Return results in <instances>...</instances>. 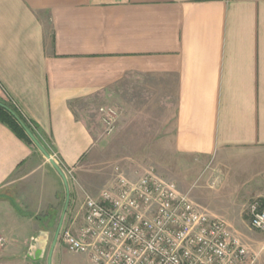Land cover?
<instances>
[{"label":"crops","instance_id":"1","mask_svg":"<svg viewBox=\"0 0 264 264\" xmlns=\"http://www.w3.org/2000/svg\"><path fill=\"white\" fill-rule=\"evenodd\" d=\"M0 99L36 127L72 197L69 169L105 183L92 196L115 176L100 166V108L113 107L147 149L256 167L246 186L264 202V0H0ZM62 182L0 121V264H42L28 256L41 230L83 224Z\"/></svg>","mask_w":264,"mask_h":264},{"label":"built area","instance_id":"2","mask_svg":"<svg viewBox=\"0 0 264 264\" xmlns=\"http://www.w3.org/2000/svg\"><path fill=\"white\" fill-rule=\"evenodd\" d=\"M100 113L105 131L113 132L117 111L101 107ZM114 171L98 195L86 196L83 224L62 228L60 242L70 251L92 264L256 263L257 253L227 220L208 214L154 166L136 170L134 178L119 164ZM248 212L251 228L264 232V202L253 200ZM5 243L0 236V246Z\"/></svg>","mask_w":264,"mask_h":264},{"label":"rangeland","instance_id":"3","mask_svg":"<svg viewBox=\"0 0 264 264\" xmlns=\"http://www.w3.org/2000/svg\"><path fill=\"white\" fill-rule=\"evenodd\" d=\"M102 135L106 139L101 157L104 164L100 165L103 167V172L104 170L105 172L109 171L111 166H116L119 163L122 167L124 163H128L127 166H132L134 169L132 172L154 166L162 177L176 182L178 188L183 193L189 194L191 199L208 214L227 220L242 242L251 251L257 253L258 259L255 264H264V232L251 228L247 215V207L252 202V197L257 195H255L256 192H249L246 180L251 174L256 173L254 171L256 167L247 169L240 167L238 159L233 163L219 162L216 159L200 161L173 155L168 151L150 150L143 146L145 145L143 142L139 141V136L143 135L120 132L117 123L113 132L107 133L104 130ZM96 169L98 167L94 168V171L90 170V176L93 174L98 176L95 172ZM70 175L73 176V187L75 188L74 197L71 196V189L69 193L71 200L72 198L74 200L71 201L73 215L81 217L84 214L86 196L98 192L99 190L96 191V189L105 183H100L96 189L90 190L91 186H84L82 179L77 174L72 172ZM46 185L50 189L52 182L47 181ZM61 189L65 195L64 205H66L67 189L64 182H62ZM58 226L50 225L49 230L43 229L49 233V241L42 264H48L47 257ZM66 226H70L73 231L80 227V225H62L61 230ZM52 264H92V262L86 254L70 251L58 238Z\"/></svg>","mask_w":264,"mask_h":264},{"label":"water","instance_id":"4","mask_svg":"<svg viewBox=\"0 0 264 264\" xmlns=\"http://www.w3.org/2000/svg\"><path fill=\"white\" fill-rule=\"evenodd\" d=\"M22 123V122H21ZM23 127L26 129L28 135L33 139L37 147L43 152L45 157L48 159V161L55 167V169L60 173L63 182L66 186L67 189V200H66V206L65 210L67 209L68 203H69V198H70V190H69V183L67 180V177L64 173V171L61 169L57 161L52 157V155L45 149V147L39 142V140L35 137V135L22 123ZM61 226H58V229L56 231L55 237L53 239L49 255H48V264H52V257H53V252L54 249L57 245L58 241V236L61 230ZM49 233L45 230H42L39 232L38 236L34 239L33 244L30 247V251L28 252V256L34 260L41 259L45 257L46 251H47V245L49 241Z\"/></svg>","mask_w":264,"mask_h":264},{"label":"trees","instance_id":"5","mask_svg":"<svg viewBox=\"0 0 264 264\" xmlns=\"http://www.w3.org/2000/svg\"><path fill=\"white\" fill-rule=\"evenodd\" d=\"M0 121L8 125L11 129H13V131L23 137L27 142L36 146L33 139L28 135L26 129L23 127V123L50 153L48 148L41 142L40 138L38 137L36 127L21 113V111L11 101L0 99Z\"/></svg>","mask_w":264,"mask_h":264},{"label":"flooded vegetation","instance_id":"6","mask_svg":"<svg viewBox=\"0 0 264 264\" xmlns=\"http://www.w3.org/2000/svg\"><path fill=\"white\" fill-rule=\"evenodd\" d=\"M60 233H61V230H60ZM60 233H59V236H58V238L60 239ZM58 242V241H57Z\"/></svg>","mask_w":264,"mask_h":264}]
</instances>
